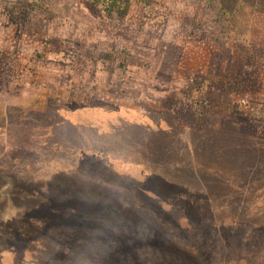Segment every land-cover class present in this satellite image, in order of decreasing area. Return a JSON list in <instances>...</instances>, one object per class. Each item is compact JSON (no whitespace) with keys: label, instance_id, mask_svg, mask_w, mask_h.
I'll list each match as a JSON object with an SVG mask.
<instances>
[{"label":"rangeland","instance_id":"rangeland-1","mask_svg":"<svg viewBox=\"0 0 264 264\" xmlns=\"http://www.w3.org/2000/svg\"><path fill=\"white\" fill-rule=\"evenodd\" d=\"M155 1L0 0V264H264V0Z\"/></svg>","mask_w":264,"mask_h":264},{"label":"trees","instance_id":"trees-1","mask_svg":"<svg viewBox=\"0 0 264 264\" xmlns=\"http://www.w3.org/2000/svg\"><path fill=\"white\" fill-rule=\"evenodd\" d=\"M204 1H206V2L208 1L210 6L212 8H214L213 5L215 4L216 0H204ZM218 1L223 7V11L229 12L227 10V2H226V0H218ZM86 2H88L89 4H91L92 6H94L96 8L101 9L105 13H108V15H110V16H115L116 15L117 17H121V18L125 17L126 16L125 14H127L128 11L130 10V8H132L134 5H138V6L143 7L144 9L153 11V10H155V3H156L155 0H86ZM212 3H213V5H212ZM217 10H218V13H215V14L212 13V12H214L213 9H212L211 12L208 11L207 14H205V11H204V15H202L201 18H199L198 24H200V23L201 24H203V23L206 24L208 19L211 20V21L213 20L214 23H219L220 20L224 16L222 14H220L221 12H220L219 9H217ZM230 12H231L232 15L231 16H227V19H228L227 22L230 23V25L234 27V20H236L235 17H234L235 11L232 12V10H231ZM186 15L189 16V13H187ZM189 17H191V20L194 19V17H192V16H189ZM218 28L220 29L222 27H217L215 29H218ZM229 38H231V36H229ZM234 39L235 38H233V40ZM256 58H257L256 61H258V59L259 60L261 59V57L260 58L256 57ZM263 68H264V66H263ZM245 69L248 70V72H250V73L253 72L251 70L250 66L248 68L245 67ZM254 70H255L254 71L255 74L259 73V76L262 75L261 78L263 77V81H264V70L262 69L261 65L257 66L256 69H254ZM211 73H212V71L208 70V74L210 75ZM213 73H212V75H213ZM250 76H251V74H250ZM221 82L223 84V87L225 88L224 84H227V82L225 80H222ZM231 86L234 87V88H237V85L234 84L233 81L231 82ZM254 100H255V98H253L252 101L254 102ZM201 101H203V100H201V99L198 100V101L196 100V102L200 103V104H201ZM243 101L246 102L245 98L243 99ZM248 103H249V100H248ZM251 130L253 131V129H250V131Z\"/></svg>","mask_w":264,"mask_h":264}]
</instances>
